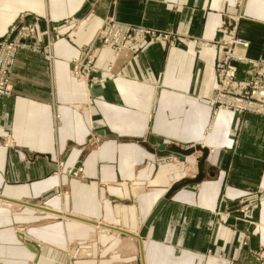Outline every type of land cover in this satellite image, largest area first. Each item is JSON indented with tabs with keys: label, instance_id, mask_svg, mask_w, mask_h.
Instances as JSON below:
<instances>
[{
	"label": "crops",
	"instance_id": "crops-1",
	"mask_svg": "<svg viewBox=\"0 0 264 264\" xmlns=\"http://www.w3.org/2000/svg\"><path fill=\"white\" fill-rule=\"evenodd\" d=\"M19 14L37 23L30 43L50 32L52 59L19 51L0 96V264H101L108 234L128 239L135 264H260L264 117L212 113L220 50L193 40L221 41L238 19L237 53L264 60V0H0V38ZM110 18L173 36L118 61L114 77L74 79L70 62ZM112 60L102 50L95 67ZM196 146L202 162L170 153Z\"/></svg>",
	"mask_w": 264,
	"mask_h": 264
},
{
	"label": "built area",
	"instance_id": "built-area-1",
	"mask_svg": "<svg viewBox=\"0 0 264 264\" xmlns=\"http://www.w3.org/2000/svg\"><path fill=\"white\" fill-rule=\"evenodd\" d=\"M24 16L17 15L9 28V34L0 38V96L10 94L9 79L13 70L16 54L21 50L41 53L47 60H51L50 44L52 38L49 31L40 32L46 38L43 47L36 42H29L34 38L36 21L25 24ZM238 20V19H237ZM237 20L230 27L225 39L221 41H198L201 46L217 47L220 50L215 76L216 89L213 104L216 109L225 110L238 115H254L264 117V60H250L237 53L238 48H247L248 43L237 36ZM56 28L53 30L55 31ZM170 32H159L153 28L141 25L124 24L110 18L97 36V46L92 49L84 61L70 62L71 74L76 80L88 79L95 74L114 77L117 63L130 55L138 53L146 44L155 40H168ZM42 42V40H40ZM102 50H110L113 60L104 71L95 67V61ZM240 63L247 64L245 78L242 82L236 78L237 67ZM210 126V125H209ZM211 127V126H210ZM76 171H80L77 169ZM76 171L73 174H76ZM247 208H242L245 211ZM260 264H264V250L254 252Z\"/></svg>",
	"mask_w": 264,
	"mask_h": 264
},
{
	"label": "rangeland",
	"instance_id": "rangeland-1",
	"mask_svg": "<svg viewBox=\"0 0 264 264\" xmlns=\"http://www.w3.org/2000/svg\"><path fill=\"white\" fill-rule=\"evenodd\" d=\"M13 24V23H12ZM149 28V27H148ZM9 34H6V36ZM4 36V37H6ZM192 41V40H191ZM199 41V40H198ZM198 45L201 46L200 43H196ZM203 48V47H202ZM22 212H25L22 210ZM66 214V213H65ZM59 219L63 222L66 221L65 217L60 215ZM22 222H26V220L22 219ZM27 224L25 225L27 226H40V225H46V222H35L34 219L33 220H27ZM94 230V229H91ZM95 231H98V229ZM109 236H112L111 234H108L107 237V243H106V247H105V259H104V263L101 264H135L134 260H135V250L133 249V247H131L130 245H128V239L122 240L121 243L116 242L114 239L110 238ZM92 244L95 245L97 247L98 243H95V240H91ZM81 240H77L75 239L74 243H67L66 246L68 247H72V246H77L81 243Z\"/></svg>",
	"mask_w": 264,
	"mask_h": 264
},
{
	"label": "water",
	"instance_id": "water-1",
	"mask_svg": "<svg viewBox=\"0 0 264 264\" xmlns=\"http://www.w3.org/2000/svg\"><path fill=\"white\" fill-rule=\"evenodd\" d=\"M196 150L198 151H201L202 154H203V159L200 160V162H202L204 160V157L207 153V150L204 149V148H201L200 146H196L192 149H187V150H184V151H181L177 148H171L170 149V153H180L182 155H185V156H189L191 155L192 153H194ZM201 171V170H200ZM199 171V175L198 177L193 180V181H188L187 183L185 184H195V183H198L201 181L202 179V174L201 172ZM184 184H180V185H176V186H173L169 192L166 194V196L157 204V206L154 208V210L152 211V213L150 214V216L147 218L144 226H143V229H142V232L140 234V237L141 238H144L145 236V233H146V229L150 226L151 222L153 221V219L158 215V213L160 212V210L162 209V207L165 205V203L167 202V200L170 198V196L176 191L178 190L181 186H183ZM59 215V214H58ZM67 218H70L71 216H66ZM28 247L32 250V252H36V246H32V245H29L28 244Z\"/></svg>",
	"mask_w": 264,
	"mask_h": 264
}]
</instances>
